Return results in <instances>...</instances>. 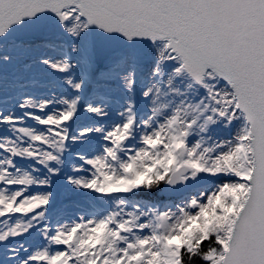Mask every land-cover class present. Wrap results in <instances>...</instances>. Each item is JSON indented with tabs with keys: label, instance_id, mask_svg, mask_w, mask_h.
Here are the masks:
<instances>
[{
	"label": "snow or ice",
	"instance_id": "6c2138e0",
	"mask_svg": "<svg viewBox=\"0 0 264 264\" xmlns=\"http://www.w3.org/2000/svg\"><path fill=\"white\" fill-rule=\"evenodd\" d=\"M0 264H264V0H0Z\"/></svg>",
	"mask_w": 264,
	"mask_h": 264
}]
</instances>
